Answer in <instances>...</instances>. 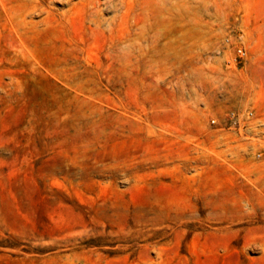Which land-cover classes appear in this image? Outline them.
Segmentation results:
<instances>
[{
  "label": "rangeland",
  "instance_id": "rangeland-1",
  "mask_svg": "<svg viewBox=\"0 0 264 264\" xmlns=\"http://www.w3.org/2000/svg\"><path fill=\"white\" fill-rule=\"evenodd\" d=\"M149 1L0 0V264H264V0Z\"/></svg>",
  "mask_w": 264,
  "mask_h": 264
},
{
  "label": "bare ground",
  "instance_id": "bare-ground-1",
  "mask_svg": "<svg viewBox=\"0 0 264 264\" xmlns=\"http://www.w3.org/2000/svg\"><path fill=\"white\" fill-rule=\"evenodd\" d=\"M154 5H155V0H150L148 6L145 5V10L150 11V8H152Z\"/></svg>",
  "mask_w": 264,
  "mask_h": 264
},
{
  "label": "built area",
  "instance_id": "built-area-1",
  "mask_svg": "<svg viewBox=\"0 0 264 264\" xmlns=\"http://www.w3.org/2000/svg\"><path fill=\"white\" fill-rule=\"evenodd\" d=\"M231 119H232V123L234 124L236 120L233 117H231Z\"/></svg>",
  "mask_w": 264,
  "mask_h": 264
}]
</instances>
